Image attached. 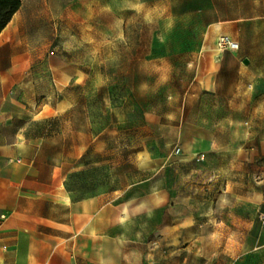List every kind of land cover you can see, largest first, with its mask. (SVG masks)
Listing matches in <instances>:
<instances>
[{
    "label": "rangeland",
    "instance_id": "1",
    "mask_svg": "<svg viewBox=\"0 0 264 264\" xmlns=\"http://www.w3.org/2000/svg\"><path fill=\"white\" fill-rule=\"evenodd\" d=\"M71 1V36L48 37L61 67L37 68L33 84L32 134L48 125L66 189L107 201L117 191L152 264H264V100L209 115L217 102L196 84L190 51L208 21L175 0Z\"/></svg>",
    "mask_w": 264,
    "mask_h": 264
},
{
    "label": "crops",
    "instance_id": "2",
    "mask_svg": "<svg viewBox=\"0 0 264 264\" xmlns=\"http://www.w3.org/2000/svg\"><path fill=\"white\" fill-rule=\"evenodd\" d=\"M154 1L159 0H138ZM175 1L183 16L208 21V39L190 51L199 71L196 84L217 102L209 115L226 120L237 114L232 109H240L239 103L264 100V0ZM72 8L71 0H21L0 31V214L6 215L0 264H152L148 243L129 233L132 220H122L124 207L113 203L118 192H111L110 201L103 193L75 198L66 189L70 168L59 164V151L45 136L48 125L42 135L32 134L42 113L35 109L33 84L40 77L35 70L61 67L50 59L57 48L49 51L48 37L58 29L71 36ZM217 34L235 40L238 49L217 53ZM222 127L210 132L225 131ZM163 196L167 200L168 192Z\"/></svg>",
    "mask_w": 264,
    "mask_h": 264
},
{
    "label": "built area",
    "instance_id": "3",
    "mask_svg": "<svg viewBox=\"0 0 264 264\" xmlns=\"http://www.w3.org/2000/svg\"><path fill=\"white\" fill-rule=\"evenodd\" d=\"M238 49V43L226 35H219L215 39V51L217 53H223L225 51L233 52ZM197 160L203 159V154L197 155ZM6 218L5 214H0V224Z\"/></svg>",
    "mask_w": 264,
    "mask_h": 264
},
{
    "label": "trees",
    "instance_id": "4",
    "mask_svg": "<svg viewBox=\"0 0 264 264\" xmlns=\"http://www.w3.org/2000/svg\"><path fill=\"white\" fill-rule=\"evenodd\" d=\"M21 0H0V31L19 8Z\"/></svg>",
    "mask_w": 264,
    "mask_h": 264
}]
</instances>
